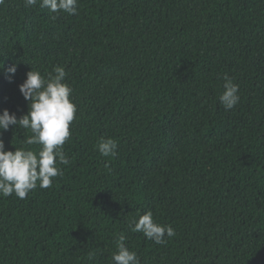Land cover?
I'll use <instances>...</instances> for the list:
<instances>
[{
	"label": "trees",
	"instance_id": "16d2710c",
	"mask_svg": "<svg viewBox=\"0 0 264 264\" xmlns=\"http://www.w3.org/2000/svg\"><path fill=\"white\" fill-rule=\"evenodd\" d=\"M57 65L78 105L70 164L50 188L0 197V264H113L121 234L140 264H264V0H79L76 15L5 0L0 113L26 114L27 73ZM31 135L0 138L38 149ZM148 210L175 229L165 245L129 227Z\"/></svg>",
	"mask_w": 264,
	"mask_h": 264
},
{
	"label": "clouds",
	"instance_id": "9594fccd",
	"mask_svg": "<svg viewBox=\"0 0 264 264\" xmlns=\"http://www.w3.org/2000/svg\"><path fill=\"white\" fill-rule=\"evenodd\" d=\"M38 2L50 13L78 14L79 0H24V5L35 6ZM3 4L5 0H0V5ZM16 71V65L8 69L13 76ZM67 76L65 67L61 65L55 66L47 76L32 67L20 85L21 93L30 102L29 111L19 118L8 109L0 113V137L10 126L30 129L32 135L25 139V144L39 146L38 149L16 147L14 151L5 150V142L0 138V197L7 198L15 194L17 198L25 199L37 187L50 188L54 178L63 175L60 166L70 164L64 145L72 136L70 127L77 119L78 105ZM222 87L224 90L219 96V102L225 110H231L241 100L239 84L224 74ZM96 147L101 156L115 157L118 141L114 138H101ZM129 227L157 245H165L168 242L166 238L176 235L172 225L157 222L151 210L130 222ZM126 239L121 234L116 240L113 264H140L137 252L127 246Z\"/></svg>",
	"mask_w": 264,
	"mask_h": 264
}]
</instances>
